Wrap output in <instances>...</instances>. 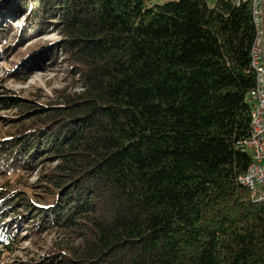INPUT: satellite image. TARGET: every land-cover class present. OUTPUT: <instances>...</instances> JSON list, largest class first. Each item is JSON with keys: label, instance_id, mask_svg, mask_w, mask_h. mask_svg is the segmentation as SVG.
<instances>
[{"label": "trees", "instance_id": "trees-1", "mask_svg": "<svg viewBox=\"0 0 264 264\" xmlns=\"http://www.w3.org/2000/svg\"><path fill=\"white\" fill-rule=\"evenodd\" d=\"M8 9L61 33L51 51L73 90L3 117L15 126L0 138V178L44 166L31 192L0 186V245L12 250L14 224L31 220L33 235H57L27 264H264V203L240 180L250 2L0 0V18Z\"/></svg>", "mask_w": 264, "mask_h": 264}, {"label": "rangeland", "instance_id": "rangeland-1", "mask_svg": "<svg viewBox=\"0 0 264 264\" xmlns=\"http://www.w3.org/2000/svg\"><path fill=\"white\" fill-rule=\"evenodd\" d=\"M31 22L26 9L20 12L5 10L0 18V95L20 98L18 103L7 105V109L0 107V138L13 132L15 126L13 121H5L3 117L21 114L25 104L54 101L63 89L73 90L64 54L60 50L51 51L62 38L61 33L52 27L32 32ZM43 161L49 162L46 167L52 164L48 159ZM43 166L40 164L36 171L23 176L13 174L9 179L0 178V186L4 184L8 189L31 192L33 189L29 186L39 179ZM6 219L11 218L7 216ZM27 222L31 220L14 224L13 232L19 238L12 250L0 245V264H27L48 252L57 234L48 230L33 235L28 229L32 223Z\"/></svg>", "mask_w": 264, "mask_h": 264}, {"label": "built area", "instance_id": "built-area-1", "mask_svg": "<svg viewBox=\"0 0 264 264\" xmlns=\"http://www.w3.org/2000/svg\"><path fill=\"white\" fill-rule=\"evenodd\" d=\"M233 1L236 4L250 2L256 31L251 50L256 85L249 92V102L252 104L251 134L245 142L252 162L240 180L249 188L250 197L254 202L264 203V0Z\"/></svg>", "mask_w": 264, "mask_h": 264}]
</instances>
